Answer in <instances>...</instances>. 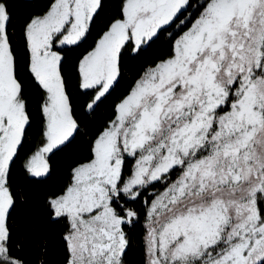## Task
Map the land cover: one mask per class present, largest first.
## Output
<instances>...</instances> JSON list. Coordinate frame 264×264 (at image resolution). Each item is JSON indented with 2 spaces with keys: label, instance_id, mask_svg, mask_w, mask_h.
Segmentation results:
<instances>
[{
  "label": "snow or ice",
  "instance_id": "6c2138e0",
  "mask_svg": "<svg viewBox=\"0 0 264 264\" xmlns=\"http://www.w3.org/2000/svg\"><path fill=\"white\" fill-rule=\"evenodd\" d=\"M25 6L0 0V264H29L18 209L85 139L40 201L59 264H264V0Z\"/></svg>",
  "mask_w": 264,
  "mask_h": 264
},
{
  "label": "trees",
  "instance_id": "16d2710c",
  "mask_svg": "<svg viewBox=\"0 0 264 264\" xmlns=\"http://www.w3.org/2000/svg\"><path fill=\"white\" fill-rule=\"evenodd\" d=\"M30 0H15L14 11L17 16H22L25 12L30 11L29 7L25 5L29 3ZM104 19V16L101 17ZM158 47H154L149 55L158 51ZM79 51L74 55H78ZM70 59L72 57H69ZM139 61L130 62L126 65L125 71L129 72L130 69H135ZM132 79L129 73V81ZM129 81H122L121 84L124 85L123 90L117 89L113 92L99 107L96 112L95 119L89 118L91 120L90 131L95 129L98 124L102 125L104 120L108 119L111 115V108L118 98L124 95L127 91V87H130ZM107 113V115H105ZM84 125H82L83 127ZM87 146V140H78L77 148L71 153L59 154L56 158V167L52 175L51 180L46 185L36 186L33 191L35 195H30L26 205H23L18 209V220L16 221V226L19 228L17 235L23 237H28L29 242H24L22 244V249L18 247L17 251L24 254L25 258L29 261V264H39V261L43 259L42 253L44 252V247L40 243L41 240L47 242L48 248V261L49 264H59L62 259L60 253L57 250L56 236L58 226L49 225L42 211L41 199L44 189H53L56 186L57 181H62L66 174L67 168L70 165L72 159L78 152H82ZM33 233H35V239H31ZM19 243V242H18ZM132 259L139 262V254H133Z\"/></svg>",
  "mask_w": 264,
  "mask_h": 264
}]
</instances>
